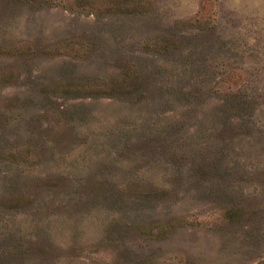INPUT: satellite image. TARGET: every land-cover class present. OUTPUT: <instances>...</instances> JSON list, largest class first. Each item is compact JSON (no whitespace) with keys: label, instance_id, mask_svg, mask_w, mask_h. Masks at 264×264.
Segmentation results:
<instances>
[{"label":"rangeland","instance_id":"obj_1","mask_svg":"<svg viewBox=\"0 0 264 264\" xmlns=\"http://www.w3.org/2000/svg\"><path fill=\"white\" fill-rule=\"evenodd\" d=\"M0 264H264V0H0Z\"/></svg>","mask_w":264,"mask_h":264}]
</instances>
